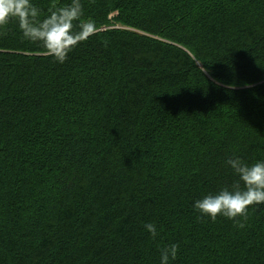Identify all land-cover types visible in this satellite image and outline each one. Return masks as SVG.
<instances>
[{
    "label": "trees",
    "instance_id": "16d2710c",
    "mask_svg": "<svg viewBox=\"0 0 264 264\" xmlns=\"http://www.w3.org/2000/svg\"><path fill=\"white\" fill-rule=\"evenodd\" d=\"M80 2L64 63L0 26V264H264V204L193 208L264 160V0Z\"/></svg>",
    "mask_w": 264,
    "mask_h": 264
},
{
    "label": "clouds",
    "instance_id": "9594fccd",
    "mask_svg": "<svg viewBox=\"0 0 264 264\" xmlns=\"http://www.w3.org/2000/svg\"><path fill=\"white\" fill-rule=\"evenodd\" d=\"M82 16L80 0H71L63 7L54 6L43 18L33 0H0V26L15 21L25 40L39 44L59 63H64L70 52L97 31L94 22L81 23ZM227 165L237 181L193 203L196 211L213 221L218 217L237 220L247 216L250 206L264 204V160L246 163L239 157H231ZM145 228L153 237L158 235L156 225L148 223ZM178 252L175 243L162 249L160 264L175 261Z\"/></svg>",
    "mask_w": 264,
    "mask_h": 264
}]
</instances>
